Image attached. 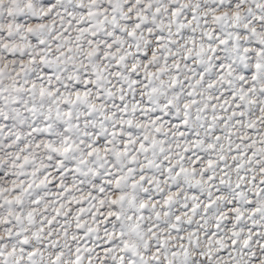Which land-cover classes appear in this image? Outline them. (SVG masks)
<instances>
[{
    "label": "snow or ice",
    "instance_id": "6c2138e0",
    "mask_svg": "<svg viewBox=\"0 0 264 264\" xmlns=\"http://www.w3.org/2000/svg\"><path fill=\"white\" fill-rule=\"evenodd\" d=\"M0 264H264V0H0Z\"/></svg>",
    "mask_w": 264,
    "mask_h": 264
}]
</instances>
